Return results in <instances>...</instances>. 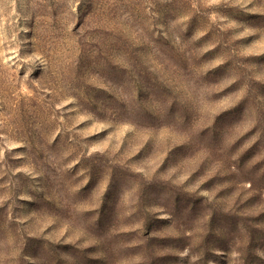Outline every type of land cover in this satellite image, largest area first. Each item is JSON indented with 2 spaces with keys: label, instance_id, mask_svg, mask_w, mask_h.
Here are the masks:
<instances>
[{
  "label": "rangeland",
  "instance_id": "1",
  "mask_svg": "<svg viewBox=\"0 0 264 264\" xmlns=\"http://www.w3.org/2000/svg\"><path fill=\"white\" fill-rule=\"evenodd\" d=\"M0 264H264V0H0Z\"/></svg>",
  "mask_w": 264,
  "mask_h": 264
}]
</instances>
